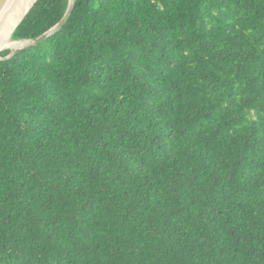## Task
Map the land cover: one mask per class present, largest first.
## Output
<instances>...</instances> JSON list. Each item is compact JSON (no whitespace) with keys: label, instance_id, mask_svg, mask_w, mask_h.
I'll list each match as a JSON object with an SVG mask.
<instances>
[{"label":"trees","instance_id":"1","mask_svg":"<svg viewBox=\"0 0 264 264\" xmlns=\"http://www.w3.org/2000/svg\"><path fill=\"white\" fill-rule=\"evenodd\" d=\"M0 264H264V0H77L0 60Z\"/></svg>","mask_w":264,"mask_h":264},{"label":"bare ground","instance_id":"2","mask_svg":"<svg viewBox=\"0 0 264 264\" xmlns=\"http://www.w3.org/2000/svg\"><path fill=\"white\" fill-rule=\"evenodd\" d=\"M36 0H7L0 10V52L5 49L12 51L24 45L11 42L12 33L25 17ZM19 45V46H18Z\"/></svg>","mask_w":264,"mask_h":264},{"label":"water","instance_id":"3","mask_svg":"<svg viewBox=\"0 0 264 264\" xmlns=\"http://www.w3.org/2000/svg\"><path fill=\"white\" fill-rule=\"evenodd\" d=\"M7 0H0V10L2 9V7L4 6V4L6 3ZM38 0H36L34 2V4L37 2ZM76 2L77 0H69V4H68V8H67V11H66V14L64 16V18L61 20V22L59 24H57L55 27H53L50 31H48L47 33L43 34L41 37L35 39V40H32V41H27L28 44L25 45L24 47L20 48V49H16L14 51L11 50V53L10 55L6 56V57H2L1 56V53L5 50H2L0 52V60H6V59H10L11 57L15 56L17 53H20L22 51H25V50H28L32 47H35L37 45H39L40 43L44 42L46 39H48L49 37H51L52 35H54L55 33H57L58 31H60L64 26L65 24L69 21L73 11H74V8L76 6ZM34 4L32 5V7L34 6ZM31 7V8H32ZM31 8L29 9V11L31 10ZM28 11V12H29ZM28 12L26 13V15L28 14ZM25 15V16H26ZM25 18V17H24ZM24 18L21 20V22L24 20ZM21 22L18 24V26L21 24ZM17 26V27H18ZM16 27V28H17ZM16 30V29H15ZM7 50V49H6Z\"/></svg>","mask_w":264,"mask_h":264},{"label":"rangeland","instance_id":"4","mask_svg":"<svg viewBox=\"0 0 264 264\" xmlns=\"http://www.w3.org/2000/svg\"><path fill=\"white\" fill-rule=\"evenodd\" d=\"M28 44V42H26V45ZM19 46V45H18ZM6 50V49H5ZM7 50H10V49H7Z\"/></svg>","mask_w":264,"mask_h":264}]
</instances>
